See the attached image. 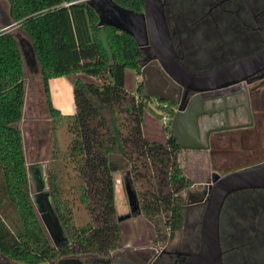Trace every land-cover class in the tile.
Masks as SVG:
<instances>
[{
    "label": "trees",
    "instance_id": "1",
    "mask_svg": "<svg viewBox=\"0 0 264 264\" xmlns=\"http://www.w3.org/2000/svg\"><path fill=\"white\" fill-rule=\"evenodd\" d=\"M113 1L137 12L144 9L143 0ZM7 2L6 19L15 28L2 29L0 23V253L28 264L78 255L95 258L86 264H105V255L120 245L112 174L118 168L131 174L142 215L151 220L166 212L173 237L182 226V190L191 179L183 172L181 148L171 134L172 104L156 98L158 112L142 81L135 91L124 85L125 68L139 75L142 67L135 38L114 26H100L99 14L87 0ZM16 31L33 46L52 131L63 125L69 135L66 150L50 155L47 171L48 194L66 235L58 245L41 221L27 173L20 126L26 72ZM63 75H76L71 114L51 102L48 80ZM145 111L168 116L165 143L145 137ZM78 207L85 218L76 223Z\"/></svg>",
    "mask_w": 264,
    "mask_h": 264
},
{
    "label": "flooded vegetation",
    "instance_id": "2",
    "mask_svg": "<svg viewBox=\"0 0 264 264\" xmlns=\"http://www.w3.org/2000/svg\"><path fill=\"white\" fill-rule=\"evenodd\" d=\"M160 1L174 51L191 70L216 68L264 49V0ZM153 54L147 45L141 60L148 63ZM202 59L208 62L200 64ZM156 92L155 97L171 103L174 110L195 94L170 85ZM203 95L208 98L197 118L203 147L195 150L203 151L210 180L203 182L197 196L188 193L178 238L154 242L142 255L141 248H128L108 264H264V186L259 185L239 187L224 196L218 212L219 256L208 261L200 252L209 187L234 171L264 170V68Z\"/></svg>",
    "mask_w": 264,
    "mask_h": 264
},
{
    "label": "water",
    "instance_id": "3",
    "mask_svg": "<svg viewBox=\"0 0 264 264\" xmlns=\"http://www.w3.org/2000/svg\"><path fill=\"white\" fill-rule=\"evenodd\" d=\"M87 2L99 14L100 26L108 24L129 33L135 38L141 50L147 45L152 46L153 59L148 63L142 61L140 70L144 90L149 96L155 97L156 90L167 85L176 87L178 90L184 88L195 92L185 106L180 104L177 106L170 119L171 134L181 149L203 147L199 144L197 118L203 113V103L208 98L203 95L205 92L238 83L246 76L264 68V49H262L247 57L209 70L189 69L179 60L174 51L160 0H143L144 9L141 12L120 6L113 0H87ZM6 17L5 22L2 23V29L14 28V22L7 20ZM15 36L25 69L27 66L33 70V73L40 74L30 40L20 31H16ZM27 89L26 87L25 100ZM42 94L44 96L43 91ZM27 173L42 222L53 243L58 245L66 239V235L48 194L44 165L27 164ZM258 185L264 186V170L234 171L217 179L209 187L200 232V252L208 261L219 256L218 212L224 196L239 187ZM135 208H138L137 202ZM0 264L22 263L10 260L0 253Z\"/></svg>",
    "mask_w": 264,
    "mask_h": 264
},
{
    "label": "rangeland",
    "instance_id": "4",
    "mask_svg": "<svg viewBox=\"0 0 264 264\" xmlns=\"http://www.w3.org/2000/svg\"><path fill=\"white\" fill-rule=\"evenodd\" d=\"M7 10V0H0L1 24L3 23L4 18L7 16ZM201 61L202 62H200V64L208 62V60L206 59H202ZM25 72V82L26 87L28 88L26 95L27 109L24 120L22 121V125L20 121L25 158L28 164H43L45 177L47 178L50 155L56 152V149H59V152L66 150L69 135L67 134L63 125L60 128H57L55 132L52 131L50 118L48 117L47 112H45V105L42 101L44 100V96L42 94L43 88L39 79V74L33 73V70L31 68L29 69L27 66ZM80 76L86 80L95 79V77L92 75L80 74ZM65 78H73V76L69 75ZM136 78L137 73L132 68L126 67L124 75V85L126 89L132 91L136 90L138 85ZM50 84H55V80L51 79ZM150 97V102L153 105L152 107L156 111L160 112L161 110L154 106V100L156 99V97ZM166 125L167 123H163L161 117H157L149 111L144 112L142 120V129L145 137L148 140L165 143L166 138L168 137ZM179 159L183 172L191 179V183L182 190L184 201H186L188 193H191L192 198L197 196L196 193L201 192L203 189V182H207L210 180V178L206 177V175L209 173V167L203 157L202 150L181 149L179 151ZM118 165L120 166L121 164L119 163ZM112 174L114 180V194L116 207L117 209H124L123 212H119V210L116 211V219L118 220V222H124L123 225L121 224L122 226H124L123 230L125 233V236L123 238V244L129 248H139L143 245H152V243L154 242H159L163 244L166 240L171 239L172 237L169 233V220L167 218L166 212L162 213L160 216H154V218H152L151 220H147L142 215V213L139 212L140 210L138 204V209H135H137L136 211H138V213H140L141 215L130 219L134 214L133 211L135 203L139 202V197L136 194V188L132 182L131 174L127 169L123 168L114 169ZM30 184L31 189L33 191L32 183ZM126 207L129 208L128 211ZM202 207L199 206V209L201 211ZM83 216L84 214L82 208L78 207L75 210L74 214V220L76 221V223H79L81 220H83L85 218H83ZM157 224L159 229L156 230ZM179 234V230L175 231L172 241L177 239V236ZM122 251L125 250L119 248L118 250L112 251L110 254L105 255V264L109 263V258H114L117 253ZM146 251H149V249H147ZM146 251H144V253H146ZM141 253L143 252H140L138 254ZM87 262H96V260L92 256L84 257L83 255H78L74 258L61 257L59 259H56L55 261L52 260L38 264H86Z\"/></svg>",
    "mask_w": 264,
    "mask_h": 264
},
{
    "label": "crops",
    "instance_id": "5",
    "mask_svg": "<svg viewBox=\"0 0 264 264\" xmlns=\"http://www.w3.org/2000/svg\"><path fill=\"white\" fill-rule=\"evenodd\" d=\"M75 76L76 75H73V78ZM65 77H66V75L65 76L64 75L63 76H59V77H52V78H50L48 80V84H49L51 102H52L53 106L58 108L60 110V112L63 113V114H71V113H73L75 111L73 95H72V79L73 78H68L67 79ZM51 79L55 80V84H52V85L50 84V80ZM24 101L25 102H24V106H23V116H22V119H21V125H22V121L24 120V117H25V114H26V109H27L26 100H24ZM126 209H127V211L129 210V208H127V207H126ZM137 209H134V211H133L134 214H133V216L130 219H133V217L141 215L140 211H139L140 213H138V211H136ZM116 210L117 211L119 210V212H123L124 211L123 208L117 209V207H116ZM39 215H40V213H39ZM121 224L123 225L124 222H118L119 232H120V245L115 250H118L119 248H122L123 250H127L129 248L126 245L123 244V238L125 236V233H124V230H123L124 226H122ZM150 246L151 245H143V246H141L139 248H141V252L144 253L145 249L146 248L148 249ZM132 248L134 249V247H132Z\"/></svg>",
    "mask_w": 264,
    "mask_h": 264
},
{
    "label": "built area",
    "instance_id": "6",
    "mask_svg": "<svg viewBox=\"0 0 264 264\" xmlns=\"http://www.w3.org/2000/svg\"><path fill=\"white\" fill-rule=\"evenodd\" d=\"M65 4L67 5V3H65ZM136 80H137V81H142V79H141V75H140V74L137 75ZM162 121H163V123H168V121H169L168 116H167V115H163V116H162Z\"/></svg>",
    "mask_w": 264,
    "mask_h": 264
}]
</instances>
